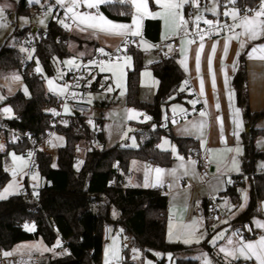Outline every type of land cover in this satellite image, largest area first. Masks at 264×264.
<instances>
[{"label":"trees","instance_id":"trees-1","mask_svg":"<svg viewBox=\"0 0 264 264\" xmlns=\"http://www.w3.org/2000/svg\"><path fill=\"white\" fill-rule=\"evenodd\" d=\"M149 1L150 9L154 6ZM221 2L224 0H220ZM257 0H237V7L253 6ZM222 5V3H221ZM17 12L30 15L34 6H26L18 0ZM186 8V6H185ZM99 12L111 21L127 23L132 17V8L128 4L111 3L99 7ZM159 22L146 19L143 24V37L151 42L158 41ZM17 41H25L33 47V56L27 60L15 47L6 44L0 48V78L19 75L28 90L25 96L20 91L6 97L2 104L12 109V117L1 124L6 129L21 133L29 132L37 136L45 134L50 127V118L45 107L54 104V98L44 87V79L36 72V66L45 76L54 73V60L68 56L64 44L72 35H67L56 23L50 20L44 31L31 34L29 28L16 29L13 33ZM33 37V38H31ZM31 38V39H30ZM59 40V42L57 41ZM131 68L126 76L125 103L128 107L139 109L145 122L135 123L136 148L114 146L101 147L88 152L76 167L75 146L80 137L74 135L71 128H58L56 132L65 138L63 147L57 149L56 164L48 153L38 154L39 173L47 185L38 189L37 199L27 194H17L0 200V254L10 251L22 242L41 240L53 255L37 259L36 264H100L105 225L112 230L120 229L126 236L129 248L142 255L153 257L152 252L169 253L174 264H199L196 260L178 259L177 256L204 252L213 258L216 264H244L240 260H225L206 241L196 245H183L169 242L166 238L167 198L159 189L132 187L120 189L108 186L113 177L112 165L118 162L124 171H128L133 162L153 164L160 168L169 167L173 158L169 151L158 148L162 137H167L176 146L179 154L186 157L188 150L200 151L196 141L189 138H175L169 131L160 128L162 110L175 102H184L190 97L183 89L185 77L178 67L175 56L159 57L150 66L157 88L149 102L139 99V76L143 69L142 52L132 49ZM236 94V104L242 111L247 131L242 135L243 153L241 174L234 176L222 193L228 202L236 207L239 202L237 188L244 187L243 178L252 174L253 183L249 184L248 203L245 209L234 217L233 225L250 224L258 215L256 208L264 201V174H256V164L264 160V150L255 146L257 137L264 130L256 128V123L264 119V111L252 112L248 105L246 66L244 56L239 58L237 72L232 79ZM88 140L91 131L86 128ZM103 144L102 135H99ZM20 147L7 146L0 154V188L9 180L4 169L5 157L9 150L21 153ZM26 225L33 230L26 229ZM63 241L68 252L61 255L56 252L57 242ZM129 248L123 251L122 264H136L129 260Z\"/></svg>","mask_w":264,"mask_h":264},{"label":"crops","instance_id":"crops-1","mask_svg":"<svg viewBox=\"0 0 264 264\" xmlns=\"http://www.w3.org/2000/svg\"><path fill=\"white\" fill-rule=\"evenodd\" d=\"M23 1L25 5L28 7L34 6L35 8H42V7H44L45 9L51 8V14L54 6H59L65 10V12L70 16V18L72 15L71 13L67 12V7L69 6L68 3L69 0H65V4L63 7L58 5L55 0H48L47 4H42L43 0H41V5L39 4L28 5L27 0H23ZM93 2H95V0H93ZM116 2L120 4H128L132 8L135 7L134 3H132L131 0H127V2H121V0H111V2L109 3L99 4L98 8H88L86 6V0H81L80 2L81 7L76 8L75 11L86 15L99 14L104 16L102 13L99 12V7L102 5L116 3ZM147 5L149 8L147 7L146 12L142 10L141 13L138 14V16H132L130 21L127 23L112 21L113 23L129 25L132 27V30H136V26L133 25V18L137 17L139 18V31L141 33L140 35L134 36L131 34V31H129L126 35L123 36L106 35L91 28H88L86 31H81V28H85L86 26L83 24H79L78 21H74L75 22V23L73 22L74 28L70 34L72 35V38L69 40L68 43H66V45H64V50L68 52V56L70 57H82L91 54L93 49L96 47L101 48L103 50L114 49L117 46H119L120 43L125 38H131L136 43H138L137 42L138 40H142L147 44L153 45L154 43L173 35L177 30L178 17H175L173 15H169L168 17L162 15H156L154 12L151 13L148 10L150 9L149 1ZM226 5H227V0H224L222 2L219 0V11H220L219 15L224 16L223 11L224 8L226 9L225 7ZM185 6L183 8L184 10H185ZM232 7L233 5H227V8H232ZM148 13H151L152 15H149ZM210 16H214V15L204 14V17H210ZM227 18L230 19L231 17H227ZM146 19H153L159 22V31L157 34L158 41L156 42H151L143 37V24ZM50 20H51V15H50ZM27 28L30 29L31 34L37 35L38 31H40L32 26H28ZM242 31L243 29L238 27L235 32L229 35L204 41L203 42L204 50L201 52L199 73L196 70L195 56H196V52L199 49L200 42L190 43V41L187 39H181L180 50L177 54L174 55L178 67L184 74L185 81L188 82L186 85L184 83L183 89H186V94L190 95V97L186 99L184 102L172 103L175 106L173 116H181L182 114L195 108L196 106H199V108L196 112L192 113L186 119L171 121L169 126V133L175 138L192 139L197 142L200 151L207 152L209 157L208 179L205 181L201 179L196 165L191 164L189 162L190 160L188 161L189 159L188 156L186 157L183 156L184 160H175L173 158L171 165L166 168H160L153 164H148V163L140 164L137 162H133L128 171L131 173L132 187H138L144 189L156 188L159 189L161 192H163L164 195L166 196L167 198L166 238L168 241L180 242L187 246L196 245L194 242L193 244L192 243L185 244L182 241L184 238H188L191 232L195 231L196 222L197 223L199 222V224L205 227L207 231L210 227L214 228V230L222 229L223 231H225V235L223 237L219 236L216 239L217 242L214 245H211L207 240H204L212 248H214L216 252L222 256V258H224L225 260H240L244 264H259V262L254 257L250 260H245L243 257H240L239 259H233L232 257L226 258L225 254L221 252L220 249L225 248L227 250H234L239 246H243L244 244L247 243H256V241H258L260 237L253 240L238 239L235 236V234L230 231L228 226V221L225 220L221 224L209 226L205 222L199 220L195 215V208L198 204L203 205L207 198L217 197L221 195L226 190L229 181H231V179L234 176L241 174V157L243 153L242 135L245 132L247 125L244 116L242 114V111L236 104V94L232 86V79L238 69L237 67L234 70L232 65L234 61H236L237 64L239 65V58L241 55H243L245 59L249 109L252 112L264 111V61H261L259 59L248 58V54L252 51L254 47L259 48L261 45H264V36H261L256 40H248L245 36H240L239 39L228 40V38L233 36L234 33H240ZM226 41L228 42L227 55H225L223 51V46ZM240 41H244L245 43L243 49L239 47ZM213 43L216 44V52L214 56H212V70L214 71L216 78L215 90H213L212 88L211 74L208 68V57L212 55L211 45ZM151 51H154L153 47H151ZM237 52L240 53L239 57H237ZM256 55L258 56L260 55V53H256ZM151 60L152 63H150L149 68L152 64L158 61V56H154ZM98 72L104 75L109 81V83H111L109 74L107 73L106 70H102L101 68L98 69ZM225 73H227V80H228L227 85L225 84ZM201 79H203L204 81L203 95H201L200 93ZM0 82L8 85L9 87L8 89L10 90V92L6 97H9L13 95L15 92H17L15 89V81L13 82L11 80V76H5L0 78ZM156 88H157V81L155 79V83L153 86V90H154L153 95L156 91ZM230 92L233 93V97L231 101L229 100ZM148 100L150 99H147V101L145 102H149ZM92 102H96V101H94L91 96V104ZM217 103L219 104V108L216 107ZM235 109L240 110L238 117L235 115ZM202 111L206 112L207 114L205 116H201L200 112ZM164 113L166 115H170V112L168 111V107L165 109ZM144 118L145 117L142 118L140 116L141 120ZM237 119L239 121V127H237V124L234 123V120ZM87 120L89 122L90 121L95 122L96 124H98L97 122H99V120H90L88 115H87ZM221 121L223 122L222 126H221ZM91 122L89 123L90 127H91ZM201 123H204V127L202 130L199 127ZM256 128L264 130V119L256 123ZM101 135L104 142V136L102 131H101ZM261 141H264V135H261L256 138L255 146L257 149H259L258 144H260ZM172 144L173 143H171V147L168 150H173V148L174 149L176 148V146ZM158 148L164 151H168L167 149H162L159 145ZM236 148H239L241 150L239 154H237L235 151H229V149H236ZM47 149H48V141H47ZM180 156L182 157L181 154ZM233 157H235L236 160L238 161L239 164L238 172L233 170V164H232ZM81 162L82 161H79L77 162V164L78 163L81 164ZM74 165L76 166V163ZM157 168L163 170V173L160 174L159 176L155 172V169ZM262 170H264V168H262ZM245 192L247 193L246 202L243 198V194ZM248 196H249V186L246 183L243 187V193L240 196V202L236 207L232 206L229 202H228L229 206H225V202L222 203L223 207L227 208L230 211V216H229L230 220H232L234 217H236L239 213H241L245 209L248 203ZM241 205H243V207H241ZM257 221L261 224H264V216L261 215L260 207H259L258 215L252 218L250 224L247 225L252 229L264 230V228L257 227V223H256ZM170 230L172 232L171 238L169 236ZM113 232L115 234H118L120 236L119 238H122L120 229L113 230ZM195 232L197 237H201L202 234L200 233L199 230L198 232L197 231ZM229 241H232V243L229 244ZM110 242L111 240L108 243L103 244L100 264H105L106 257L109 255L111 251L110 250L108 252V247ZM40 247L41 246L38 244H29V246L20 250L14 256L16 257L18 256L20 258H29L30 260H33V263H36L37 259L41 258L42 256V255H38L40 254L39 253L40 249L42 250L41 254H43L44 256L48 254L46 250ZM114 251L115 250H112V253H114ZM106 252L108 253L107 255ZM204 254H205L204 252H196L193 254L179 255L177 256V258L185 259V260H196L199 262V258ZM1 255L3 256V253ZM5 259L8 260L7 258ZM130 261L133 263H137L136 261L133 260Z\"/></svg>","mask_w":264,"mask_h":264},{"label":"built area","instance_id":"built-area-1","mask_svg":"<svg viewBox=\"0 0 264 264\" xmlns=\"http://www.w3.org/2000/svg\"><path fill=\"white\" fill-rule=\"evenodd\" d=\"M259 4V0L253 6H245L256 8ZM41 8H36L35 12H40ZM185 19L189 21L186 30L184 28L177 27L176 32L163 40H160L153 44V50L157 53L158 58H167L175 55L180 50L181 39H187L190 42H201L199 35H197L196 25L193 23L195 17L193 16V8L186 5ZM243 14V13H241ZM251 15V14H250ZM204 19L212 20L214 24L218 22V27L213 28L210 34L205 35L204 41L215 39L229 35L237 30L238 27L230 30L222 27L224 24L233 25L238 24L239 20L233 21L222 15L204 17ZM51 20L56 23L67 35L71 34L74 28V23L65 10L59 6H54ZM59 20H63L64 23L70 25V28H65ZM199 29L203 32H209V25L203 23V20L199 22ZM59 42V40H57ZM101 48H94L92 53L86 56L77 57L71 67L65 68L63 64L60 65V75L58 82L64 86L65 93L62 97L51 95L55 103L47 105L45 112L50 118V127L45 134H39L37 136L32 133H21L12 129H6L0 124V144H2L3 150H0V154H3L7 146L20 147L22 143L26 145L21 151L22 158L27 162L28 169L26 175L22 178L19 174L15 176L18 181L22 182L21 194L29 193L37 199L38 189L47 185L45 179L39 173L38 154L47 153V141L51 133L56 132L58 128H71L74 135L80 137L79 143L75 146L74 152L76 158L73 163L83 161L84 156L91 150L97 151L101 148L99 135L101 130L95 122L94 126L90 127V122L87 120V115L91 108V96L97 92H108L110 83L107 78L98 72V67L102 62L108 63H120L124 57L129 54L132 49H138V45L131 39L125 38L119 46L111 50H104L103 53L99 51ZM67 105L70 108L71 114H63V106ZM199 106L185 112L181 116L166 115L165 119L160 122V128L164 132L169 131L171 121H177L186 119L192 113L198 110ZM54 110V111H53ZM143 118L144 115L142 114ZM86 128L91 131V140L89 141L86 135ZM29 153L32 155L29 156ZM81 155V156H80ZM187 156L194 162L198 169V173L203 181L209 177L208 165L209 157L205 151H194L189 149ZM113 177L108 183V186L120 189H130L131 173L124 171L118 162H114L112 165ZM256 174H264V170L257 169ZM11 176L13 177L12 173ZM244 184L253 183L252 174L243 178ZM230 183H228L229 185ZM243 193V187L237 188V195L240 197ZM228 201L227 197L223 194L217 197H209L205 200L204 204H198L195 208V215L197 218L206 224L216 225L221 224L223 221H228L229 229L238 239L241 240H253L264 235V230L252 229L247 224L233 225L227 208L223 207L222 203ZM259 212V206L256 208ZM111 239V228L108 225L103 227L102 240L106 244ZM129 244L127 242H121V249L124 251L128 249ZM56 252L58 254H65L68 252L67 247L63 241L59 242V246H56ZM2 254V253H1ZM0 254V255H1Z\"/></svg>","mask_w":264,"mask_h":264},{"label":"rangeland","instance_id":"rangeland-1","mask_svg":"<svg viewBox=\"0 0 264 264\" xmlns=\"http://www.w3.org/2000/svg\"><path fill=\"white\" fill-rule=\"evenodd\" d=\"M42 2H43L42 4H47L48 0H43ZM146 2L148 3V0H146ZM152 2L155 8L148 9L151 13L154 12L156 15H162L165 17H168L169 15H171V14L169 15L164 14V9L161 7V3L163 2V0H161V2H158V0H152ZM3 5H11V7L6 8L5 13H4L5 18L3 20H0V24L6 25L4 27H0V48L1 46L5 44L9 47H15L21 54L24 55V57L27 60H31L33 56V47L31 46L27 47L26 42L23 40L17 41V38H15L13 33L16 29H21V28L28 27V26H32V27L37 28L40 31H44L46 29V25L48 21L50 20V16L45 18L44 13L47 12L49 9L48 8L45 9L44 7H42L40 12H35V10L31 9L30 15L28 16V15H21L17 12V8H18L17 0H0V6H3ZM28 5H31V4L28 3ZM39 5H41V3ZM213 6L216 7V15L214 16L219 15L220 14L219 0L216 5H213L212 0H201V9L212 8ZM80 7L81 6H79V8ZM225 10L226 9L224 8V11ZM180 11L182 12L184 19H185L186 14H185L184 9H181ZM195 12L196 10L193 8V13ZM204 14L213 15L211 11H207V10L203 11V16ZM132 16H138V13L135 7L132 8ZM41 19L44 20V24L40 23ZM25 20H27V23H24ZM178 24H179V19H178ZM68 42H69V39L65 42L64 45H66V43ZM137 42H138L137 43L138 49L142 52V61H143V66H144L139 76V86H140L139 99L141 101H147V99H150L148 101H151L153 97L152 95L154 91L153 86L155 83V78L153 77V74L149 68V65L150 63H152L151 59L154 56H157V53L155 51H151V48H146L144 41L138 40ZM129 57L130 55L125 56L122 63L102 62L100 66L98 67V69L103 68L109 74V78L111 80V83L109 86L110 88H112V91L98 92V93L92 94V99L96 102H92L88 116L90 120H99V122H97L98 123L97 126L99 125V128L101 129L103 136H104V142L103 144H101L102 145L101 147H104V148H110L114 146L136 148L138 146V143L135 138L136 128L134 124L146 121V118L142 120L140 119L142 112L139 109L128 107L125 103L127 70L131 68V57H130V61L127 59ZM75 58L77 57L68 56V57H64L61 60L56 58L54 60V73L49 77L43 75L42 71L38 72L39 74L43 76L44 87L48 94L55 95L57 97H62L64 95L65 91L61 92L60 89H65V88L63 85H61L58 82V78L61 72L60 65L63 64L65 68H69L72 66L73 63L69 64L66 62L67 61L74 62ZM37 67L39 66H36V68ZM13 75H10V76H11V80L14 82V80L12 79ZM49 80L53 81V84L51 87L55 89L54 91H50V86L48 84ZM117 85H119V87H117ZM8 88H9L8 85L0 82V96L6 97L10 92ZM25 88L26 87L22 83L21 78L19 81H15L16 91H20L25 96H27L28 93L25 94V91H24ZM121 92H123V95H121ZM3 100L4 99L0 100V124L3 120L10 119L12 117V112H11V115L3 112V109L5 107H8L7 105L2 104ZM66 108H67V111L65 110ZM174 109H175L174 104L168 105V111L170 112V115L172 116L174 115ZM164 112H165V109L163 108L162 120L165 119L166 117V114ZM63 114L65 115L71 114L70 108L67 105L63 106ZM93 124L95 123L91 124L92 127L94 126ZM261 142H264V141H261ZM64 144H65V138L62 135L56 132L51 133L50 137L48 138V153L50 154L51 159H52V166H55L56 164L55 162H56L57 149L63 147ZM158 145L162 149L168 150L171 147V142L169 141L167 137L164 136L161 138ZM258 148L260 150H264V147H261L260 144H258ZM168 151L169 152L171 151L170 154L172 158H174L175 160H184L183 156L182 157L180 156L176 148H175V151L173 150H168ZM13 154L16 157H19L20 159L14 161ZM176 155H177V158H176ZM188 161L191 164H194L190 158L188 159ZM79 166H80V163L78 164L76 163V167H79ZM256 167L257 169L264 168V160L258 161L256 164ZM4 169L9 176V180L2 188H0V192H3V190L9 184H12L15 181L16 187L10 190V192H14L15 194H9L8 197L19 194L21 192L22 182L18 181L15 177H12L11 173L14 169L16 173L22 176L23 178L27 173V169H28L27 162L22 158L20 153H17L13 150H9L5 157ZM0 200H3V199H0ZM259 207L261 209V215L264 216V201H261L259 203ZM28 228H31V227L29 226L26 227L27 230ZM198 230L202 234L201 237H199L200 242L207 240L211 245H214L217 242L216 239L219 237L218 234L222 233V237L225 235V231H223L222 229L214 230V228L210 227L207 231L205 227L199 224V222L198 223L196 222L195 231L198 232ZM119 237L120 236L118 234H115L113 230L111 229V239H110L111 242L108 247V252L110 250L111 251L109 255L107 256L108 258L106 257V259L110 261V264L111 263L112 264H122L123 250L121 249V241L128 243V240L126 236H122V238H119ZM213 241L215 242L213 243ZM173 243H180V242H173ZM29 244H38L41 246L40 248L44 250L48 249V247H46L41 242V240L22 242V243L15 245V247H13L10 251H7V252H12L13 255L7 256V257H5L4 255L3 256L0 255V264H36V263H33V260H30L29 258H20L18 256L17 257L14 256L17 254V252L29 246ZM195 244H198V243H195ZM112 250H115L114 253H112ZM133 250H136V249L129 248V260L136 261L138 264H174L173 262L174 260L172 259V257L171 259H169V256H171L169 253L152 252L153 257H148V256L142 255L141 252L137 250L136 251H133ZM46 252H48V254L46 255H53L55 253L53 248H49L48 250H46ZM39 253L40 254L38 255H42L41 257L44 256L43 254H41L42 253L41 249ZM5 258H7L8 260H6ZM205 260L210 261L211 264H216L213 258L206 254H204L203 256L199 258V264H205Z\"/></svg>","mask_w":264,"mask_h":264},{"label":"snow or ice","instance_id":"snow-or-ice-1","mask_svg":"<svg viewBox=\"0 0 264 264\" xmlns=\"http://www.w3.org/2000/svg\"><path fill=\"white\" fill-rule=\"evenodd\" d=\"M80 2H81V0H69V6L67 7V12L72 14L71 18L74 21H78L79 24H83L86 26L85 28H81V31H86L88 28H91L93 30L104 33L106 35L123 36V35H126L129 31H131V34L134 36H138L141 34L139 31V18H137V17L133 18V25L136 26V30H132V27L129 25L113 23L112 21L106 19L104 16L99 15V14H97V15H86V14H81V13L76 12L75 9L80 6ZM109 2H111V0H95V2H93V0H86V6L88 8H98L99 4L109 3ZM121 2H127V0H121ZM131 2L134 3L138 14L141 13L142 10L144 12L147 11L146 0H131ZM158 2H160V0H158ZM28 3L29 4H40L41 0H28ZM56 3L63 7L65 4V0H56ZM212 3H213V5H216L218 3V0H212ZM185 5H189L190 7L194 8L196 10V12L193 13V15L195 16L193 23L196 25V28H197L196 34L199 35L200 41H201L199 44V49L196 52V56H195L196 70L199 73L201 52L204 50V43H203L204 37H205V35L210 34V32L213 28L218 27V22L216 24H214L212 20L204 19L203 11H205V10L211 11L213 13V15H216V7L213 6L212 8L201 9V0H163V2L161 3V7L164 9V14L165 15L171 14L175 17H178L179 27L184 28L185 30L187 28L189 21L184 19V16H183L182 12L180 11L181 9L184 8ZM227 5L235 6V5H237V0H227ZM227 5L225 6L226 10L223 12V15L226 17H231V19L233 21L239 20V23L233 24V25L224 24V25H222V27L228 28L230 30H232L236 27H240L243 29V31L240 33H234V35L229 37L228 40L239 39L240 36H245L248 40H256V39L260 38L261 36H264V0H259V4L257 5L256 8H251V7H244L243 9H240L237 7L227 8ZM9 7H11V5L0 6V20H3L5 18L4 17L5 10H6V8H9ZM241 13H243V14H241ZM148 14L152 15L151 13H148ZM50 15H51V8H49V10L44 13L45 18H47ZM201 20H203V23L209 25V32L208 33H205V32H203V30L199 29V22ZM58 22L61 23L65 28H70V25L64 23L63 20H59ZM24 23H27V20H25ZM40 23L44 24V20L41 19ZM4 26H6V25L0 24V27H4ZM244 46H245L244 41H240L239 47L241 49H243ZM145 47L151 48L154 46L147 44L145 42ZM99 51L101 53L104 52L103 49H99ZM223 51H224L225 55H227V52H228V42L227 41L225 42V44L223 46ZM215 52H216V44L213 43L211 45L212 55H210L208 57V68H209V72L211 74V83H212L213 90H215V88H216L215 73L212 70V56H214ZM256 53H260V55L257 56ZM239 55H240V53L237 52V57H239ZM248 58L249 59H259L261 61H264V45H261L259 48L254 47L252 49V51L248 54ZM127 59L130 61V57ZM66 63L72 64L74 62L73 61H67ZM232 67L234 70L238 67V64L236 61L233 62ZM102 70H104V69L102 68ZM41 71L42 70L39 67L36 68V72H41ZM12 79L14 81H19L20 76L19 75H13ZM184 83L186 85L188 82L185 81ZM227 83H228L227 73H225V84L227 85ZM48 84L50 86V91H54L55 89H53L51 87L53 84V81L49 80ZM117 87H119V85H117ZM181 90L183 91V88ZM24 91H25V94L28 93L27 88H25ZM60 91L63 92V91H65V89H60ZM108 91H112V88H109ZM203 91H204V81H203V79H201L200 80V93H201V95H203ZM121 95H123V92H121ZM232 97H233V93L230 92L229 93V100L230 101L232 100ZM4 98L5 97L0 96V100H2ZM216 107L219 108L218 103H217ZM65 110L67 111V108ZM239 111H240L239 109H235V115L237 117L239 115ZM3 112L11 115L12 109L5 107L3 109ZM206 114L207 113L204 111L200 112L201 116H205ZM146 119H150V117H146ZM222 123L223 122L221 121V126H222ZM234 123H236L237 127H239L238 119L234 120ZM199 127L202 130L204 127V123H201L199 125ZM60 139H62V138H60ZM260 146L264 147V142H260ZM3 147L4 146L2 144H0V150H3ZM173 151H175L174 148H173ZM229 151H235L237 154H239L241 152V150L239 148L229 149ZM31 155L32 154L29 153V156H31ZM18 159H20V158L16 157L13 154V160L15 161ZM232 164H233V170L238 172L239 171V164H238V161L236 160L235 157L232 158ZM155 172L159 176L160 174L163 173V170L157 168V169H155ZM12 175H13V177H15L17 175V173L14 169L12 171ZM229 183H231V181H229ZM15 187H16L15 181L12 184H9L3 190V192H0V199H7L9 194H15L14 192H10V190L14 189ZM243 198L246 202L247 201V193L246 192L243 194ZM225 206H229L228 201H225ZM241 207H243V205H241ZM256 223H257V227L264 228V224H261L258 221ZM26 227H28V226L26 225ZM28 230L31 231L33 229L28 228ZM169 236H170V238L172 236L171 230H170ZM218 236L222 237V233L218 234ZM182 242L185 244H191L193 242L199 243L200 238L197 237L196 232L193 231V232H191L190 236L188 238H184ZM214 242L215 241H213V243ZM231 243H232V241H229V244H231ZM57 246H59V242H57ZM45 250H48V249H45ZM133 251H136V250H133ZM220 251L225 254L226 258L232 257L233 259H239L240 257H243L245 260H250L254 257L259 262V264H264V236H261L260 239L258 241H256V243H247V244H244L243 246H239L238 248H236L234 250H227L225 248H221ZM107 254L108 253L106 252V255ZM3 255L5 257H7V256L13 255V253L12 252H4ZM157 255H159V254H157ZM169 259H171V256H169ZM105 264H110V261L106 259ZM205 264H211V262L208 260H205Z\"/></svg>","mask_w":264,"mask_h":264},{"label":"water","instance_id":"water-1","mask_svg":"<svg viewBox=\"0 0 264 264\" xmlns=\"http://www.w3.org/2000/svg\"><path fill=\"white\" fill-rule=\"evenodd\" d=\"M248 127V126H247ZM248 128L245 129V131H247Z\"/></svg>","mask_w":264,"mask_h":264}]
</instances>
